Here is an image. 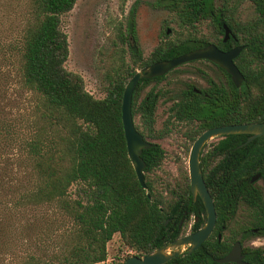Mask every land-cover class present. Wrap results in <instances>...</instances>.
I'll use <instances>...</instances> for the list:
<instances>
[{"label": "trees", "instance_id": "16d2710c", "mask_svg": "<svg viewBox=\"0 0 264 264\" xmlns=\"http://www.w3.org/2000/svg\"><path fill=\"white\" fill-rule=\"evenodd\" d=\"M77 1L24 0L17 39L9 47L16 63L15 75L26 98L23 105L30 104L32 134L19 142L21 160H16V171L11 158L1 150L12 140L17 142V132L0 118V160H7L0 167V189H7L12 197L6 202L0 200V264H123L128 255L107 262V244L115 235L125 249L142 256L181 235L178 224L184 211H191L199 219L193 231L204 221L198 213H204L203 204L199 197L193 200L187 177L167 197L156 192L147 174L163 160L164 151L158 144L151 142L152 146L141 154L146 189L137 180L121 122L123 90L135 72L116 73L109 80L105 97L95 99L84 90L79 76L64 69L68 44L61 31V17ZM235 1L237 5L249 2L254 8L253 16L245 21L237 19V6L232 0H156L155 5L171 13L179 28L193 31L162 42L145 61H140V52L132 47V61H140L142 68L208 44L223 50L243 46L234 60L244 76L239 88L224 70L212 64L221 73L220 82L207 79L208 86L203 89L186 83L185 89L170 100L164 128L168 129L172 120L184 122L189 126L186 135L191 143L210 128L264 122V0ZM205 21L211 26L208 39L196 31L197 25ZM223 25L237 42L233 38L223 42ZM130 34L134 39L133 28ZM165 76L143 79L133 92L132 116L140 119V126L135 127L147 141L165 134L154 132L162 96L157 84ZM150 84L153 86L143 94ZM194 88L200 92L195 93ZM247 138L248 135L220 138L201 153L200 167L214 202L217 226L235 221L244 206L242 223L247 229H255V235L264 236V135L243 146ZM256 174L259 180L251 183ZM73 184L79 185L81 197L77 200L68 196ZM42 206H53L68 226H55L57 229L45 233V238L38 233V253L7 261L3 245L10 235L12 212ZM38 220L41 218L35 223L27 222L25 231L35 229ZM47 241L55 245L48 254L43 246ZM220 245L211 237L192 254L178 256L166 264H217L214 259L220 257ZM249 261L264 264L262 249H255Z\"/></svg>", "mask_w": 264, "mask_h": 264}, {"label": "rangeland", "instance_id": "374dc122", "mask_svg": "<svg viewBox=\"0 0 264 264\" xmlns=\"http://www.w3.org/2000/svg\"><path fill=\"white\" fill-rule=\"evenodd\" d=\"M24 0H0V118L14 126L18 140H12L1 150L11 158V164L17 168L16 160L19 159L20 140L30 138L31 120L28 119L30 104L23 105L24 98L17 81L13 59V52L9 49L17 39V31L22 21ZM156 0H78L73 9L61 17V31L65 34L68 44V57L64 63V69L81 78L84 90L95 99H103L109 80L116 73L128 71H140V61L148 59L151 52L159 44L166 41H174L181 33L193 31L192 29L179 28L173 15L155 5ZM236 4L235 17L241 21L251 18L254 14L253 6L245 1ZM134 30L132 39L130 30ZM169 30V33H167ZM196 31L203 38H210L211 26L208 21L198 24ZM132 47L140 52V61L133 63ZM221 73L209 62L194 61L184 64L171 72L165 79L157 84V89L162 96L158 102L155 113L154 132L163 134L161 137L150 138L149 142L158 144L164 151V157L160 166L152 173L147 174L153 180L156 192L162 197L169 196V191L174 189L185 177L189 182L188 157L192 143L187 139L189 126L184 122L172 120L168 129L164 124L168 118L171 99L185 89L186 83H193L197 88H206L207 79L216 83L221 81ZM153 84L146 87L143 94ZM142 94V95H143ZM27 102V100H26ZM135 126H140L139 117L134 118ZM167 132V134H166ZM218 139L210 140L204 148V153ZM7 160H0V167ZM3 181V178L0 176ZM70 200L81 197L79 185L73 184L68 191ZM11 194L7 189H0V200H11ZM10 235L4 244L6 260H19L26 254L38 253V233L43 234L56 230L59 224L68 222L59 215L53 206L39 208L19 209L11 214ZM41 218L33 227L26 230L27 222L35 223V219ZM52 221V222H51ZM57 222L56 225L53 224ZM51 222V223H50ZM191 221L189 222V224ZM189 225L186 227L188 230ZM23 239L26 240L23 241ZM54 242L58 240L52 238ZM52 242L43 243L46 254L53 248ZM252 245L264 248V238H255ZM135 255L132 250L125 249L120 243L119 236L115 235L107 244V262H111L117 256ZM11 264V263H9Z\"/></svg>", "mask_w": 264, "mask_h": 264}, {"label": "water", "instance_id": "95a60500", "mask_svg": "<svg viewBox=\"0 0 264 264\" xmlns=\"http://www.w3.org/2000/svg\"><path fill=\"white\" fill-rule=\"evenodd\" d=\"M223 27V40L225 41L229 37L230 31L225 25H223ZM167 33H169V30H167ZM241 50L242 47H237L229 52H222L218 50L215 45L209 44L203 48L192 50L169 60L151 63L143 67L140 71L135 72L132 78L127 82L123 90L121 102V122L128 158L137 180L143 189H146L144 178L145 163L141 158V154L143 150L149 149L152 146V143L143 138L134 124L131 104L133 92L137 83L143 79L150 80L156 77L165 76L172 70L184 64L206 60L224 70L230 76L234 86L239 88L244 81V76L234 64V59L239 55ZM229 135H248L246 142L243 144L246 145L254 139L264 135V122L224 125L210 128L202 132L192 143L188 157L189 188L193 199L195 200L199 197L203 204L206 213V222L203 227L193 234L168 242L142 257L136 255L130 256L123 264H165L171 259L179 256L186 247H189L188 253L191 254L208 239L216 222V213L213 199L203 180L200 167V156L203 147L210 140L223 138ZM258 179L259 175H255L250 181L253 183ZM238 247L239 246L236 245L225 258L216 261L219 263L234 261L242 263L240 257H237V255L239 256Z\"/></svg>", "mask_w": 264, "mask_h": 264}, {"label": "flooded vegetation", "instance_id": "af4514ba", "mask_svg": "<svg viewBox=\"0 0 264 264\" xmlns=\"http://www.w3.org/2000/svg\"><path fill=\"white\" fill-rule=\"evenodd\" d=\"M223 27V26H222ZM223 30H224V27H223ZM230 31V30H229ZM223 38H224V31H223ZM229 38H233V40L235 42H237V39H235V37L233 35H231V33L229 32V37L223 42H227L229 40ZM209 45V44H208ZM214 45V44H213ZM207 46V45H206ZM216 46V45H215ZM217 47V46H216ZM237 47H242L243 49V46L242 45H239L237 44L236 46L234 47H231L230 49H227V50H223V49H220L217 47L218 50L222 51V52H229L230 50L234 49V48H237ZM242 51V50H241ZM240 54V53H239ZM237 58V57H236ZM235 58V59H236ZM234 59V60H235ZM201 61H205V62H208L206 60H201ZM211 63V62H209ZM213 64V63H211ZM235 64V62H234ZM236 65V64H235ZM216 66V65H215ZM218 67V66H217ZM237 67V66H236ZM221 69V68H220ZM243 83V82H242ZM193 91H195V93H199V89L197 88H194ZM218 140L220 138H217ZM217 140V141H218ZM244 146V145H243ZM206 147V145L203 147V150L202 152H204V148ZM201 152V153H202ZM201 157V156H200ZM256 175H259V174H256ZM260 177V175H259ZM259 180V179H258ZM257 180V181H258ZM254 183V182H253ZM197 199V198H196ZM195 199V200H196ZM194 200V199H193ZM215 207V206H214ZM246 209L245 207L243 206V209L241 207V211L237 212V215H236V219L235 221H231V223H228V224H221L219 226H217V213H216V210H215V213H216V222H215V225H214V228L210 234V236L208 237L211 238V237H215L217 242H219L221 245L219 246V258H216L214 259V262L217 263V264H252L251 261H249V259L251 260L252 257H253V251L255 249H262L263 251V255H264V248H260V247H254L252 245L253 241L255 238H264V236H257L255 235V229L251 228V229H247V227L245 226V224L242 223L241 219H244V215L246 214L245 213ZM199 215H201L202 218H204V221H203V224L196 230L193 231V227L194 225L196 224V222L199 221L198 217L195 216L191 211L188 213L187 211H184L183 212V216L180 217V220H179V224H178V229L181 230V235L178 237H183V236H186V235H190V234H193L195 232H197L199 229H201L203 227V225L205 224L206 222V213H205V210H204V213L203 214H200V212H198ZM169 221V220H167ZM166 221V222H167ZM191 221V223L189 224V222ZM168 223V222H167ZM165 223V224H167ZM189 225V228L188 230L186 231V227ZM177 239V238H176ZM207 239V240H208ZM206 240V241H207ZM205 241V242H206ZM168 243V242H167ZM166 244V243H165ZM164 245V244H163ZM236 245H238V250H239V256L237 255V257L239 258L240 257V260L242 263H238L236 261L234 262H226V263H219L217 262L216 260H220V259H223L225 258L233 249V247H235ZM162 246V245H161ZM201 247V246H200ZM199 247V248H200ZM159 248V247H158ZM188 248L189 247H186L182 253L179 255V256H183V255H190L188 253ZM198 248V249H199ZM157 249V248H156ZM194 252V251H193ZM192 252V253H193ZM191 253V254H192ZM148 254V253H147ZM146 255V254H145ZM131 256H134V255H131ZM138 256V255H136ZM144 256V255H142ZM142 256H139V257H142ZM130 257V256H129ZM178 257V256H177ZM176 258V257H175ZM174 259V258H173ZM172 260V259H171ZM170 260V261H171ZM169 262V261H168ZM167 262V263H168ZM124 263V262H123ZM166 264V263H165Z\"/></svg>", "mask_w": 264, "mask_h": 264}]
</instances>
